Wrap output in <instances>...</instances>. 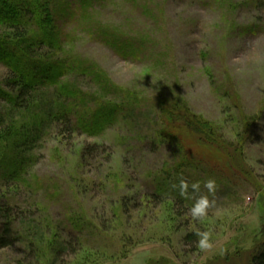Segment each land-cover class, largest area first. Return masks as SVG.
Segmentation results:
<instances>
[{
  "label": "rangeland",
  "instance_id": "374dc122",
  "mask_svg": "<svg viewBox=\"0 0 264 264\" xmlns=\"http://www.w3.org/2000/svg\"><path fill=\"white\" fill-rule=\"evenodd\" d=\"M66 1L71 11L80 2ZM97 7L101 24L147 37L145 53L122 56L81 15L78 22L71 12L58 19L65 34L61 57L81 63L63 79L76 93L41 86L36 96L67 99L74 125L47 122L16 149L25 171L0 177V201L17 209L22 232L0 250V264H250L264 235V0H107ZM8 73L0 62L5 90ZM163 102L212 123L244 172L220 149L198 145L184 126L169 124ZM110 103L118 104L114 123L95 135L80 127V119ZM0 115L20 131L32 118L2 97ZM170 126L186 140L185 150L213 167L211 175L189 172L217 184L202 222L191 217V206L181 210L171 199L152 198L156 176L181 155ZM121 203L126 212L116 211ZM79 220L82 230L74 227ZM195 231L211 232V250L196 246ZM75 238L81 248L61 253L64 241Z\"/></svg>",
  "mask_w": 264,
  "mask_h": 264
},
{
  "label": "trees",
  "instance_id": "16d2710c",
  "mask_svg": "<svg viewBox=\"0 0 264 264\" xmlns=\"http://www.w3.org/2000/svg\"><path fill=\"white\" fill-rule=\"evenodd\" d=\"M79 1V5L74 7L76 10L71 11V6L66 0H0V29L4 30L3 33H1L2 30L0 31V62L9 69L6 80L8 91L4 87H0V97L5 98L13 108H23L32 112V118L28 124H25L26 128L23 131L15 128L14 125L18 124L16 121L12 119L7 122L4 116L0 115V167L5 165L11 173L9 175L4 172L3 167V171L0 172V177L3 179H13L18 177L20 172L25 171L23 151H16V149L26 146V141L31 136L38 135L47 122L55 119L62 124H73L75 114L67 99L56 102L53 98L41 100L42 98L36 96L37 90L41 86H47L50 90L51 87L53 90L58 88L67 97L76 93L68 83L63 81L68 73L75 69L78 70L76 66L81 64L75 58L61 57L60 55L65 44V34L60 28L58 19L64 12L66 14L71 12V19L77 20L76 22H78V17L82 16L85 20H90L94 24L97 23L99 26L96 27L98 28L92 25V28L99 29L96 37H104L105 42L122 56L135 59L145 53L147 37L138 38L125 34L121 32L124 30L117 26L101 24L94 16V11L98 9L97 5L105 3L107 0ZM73 4L75 3L73 2ZM143 7L145 14L151 15L153 6L146 3ZM79 68L82 73H87L86 69L82 70V65ZM105 105L94 110L90 117L80 119V127L84 131L95 135L100 133L109 123L112 124L116 121L118 104ZM160 112L164 113L169 124H180L179 126H184V130L189 131L188 133L192 132L195 136V138L193 137L194 142L198 145L205 144L208 149H220L228 156L231 166L235 171L237 170V173L239 171L244 172L243 168H240L242 165L239 166L234 160L233 145L223 139V136L212 123L191 113L188 109L182 108L177 103L168 105L167 102H163ZM173 131L175 129L170 126L171 138L176 140L181 155H179V161L173 165H167L156 176L152 198L154 202L171 199L172 204L183 210V205L192 206L194 201L181 197L177 190L172 189L171 185L178 183L181 178L185 179L189 185L199 181L201 193L197 195L203 194L205 191L202 189V180L205 178L192 179L189 172L198 171V173L204 172L205 175H211L213 167L204 166L207 160L194 153L197 151L190 148V151L185 150L186 140L183 141L178 133L175 134ZM6 140L8 142L7 152H4ZM25 152H27L26 149ZM206 153L205 151V155L208 157ZM189 192H191V188H189ZM142 205H144L143 201ZM14 210L17 209H14L10 204H2L0 201V250L13 245L22 238V232L16 226ZM120 210L125 211L123 203L116 208V211ZM83 225L85 223L79 220V223L75 222L74 227L77 230H82ZM189 235L191 236L192 233L190 232ZM81 241V238L65 240L66 245L61 249V253L70 250L72 254H75L81 248ZM262 241L259 249L253 254L250 264H264V235Z\"/></svg>",
  "mask_w": 264,
  "mask_h": 264
},
{
  "label": "clouds",
  "instance_id": "9594fccd",
  "mask_svg": "<svg viewBox=\"0 0 264 264\" xmlns=\"http://www.w3.org/2000/svg\"><path fill=\"white\" fill-rule=\"evenodd\" d=\"M172 189L177 190L181 197L193 200V204L190 208L191 217L199 222H202L207 216V210L212 206L214 201H210L209 196H214L217 190V184L215 179H208L204 182L203 188L207 190V194L201 193V184L199 181L189 183L181 178L178 183L171 185ZM191 188V192H189ZM197 236L196 246L201 251H209L213 248L212 237L210 231H195Z\"/></svg>",
  "mask_w": 264,
  "mask_h": 264
}]
</instances>
